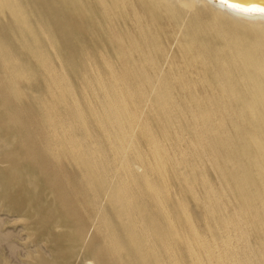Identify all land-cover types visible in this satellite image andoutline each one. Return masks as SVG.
<instances>
[{"label":"bare ground","instance_id":"obj_1","mask_svg":"<svg viewBox=\"0 0 264 264\" xmlns=\"http://www.w3.org/2000/svg\"><path fill=\"white\" fill-rule=\"evenodd\" d=\"M119 1H121V0H0V20H2L6 15L9 16V18H7V19H9L8 22L10 25L8 32L12 36V38L15 40V42L17 43V46H18V49H16L9 41L6 40V38H4V37H2V35H0V78L2 80H4V82H6L5 84H6L7 88L10 90V92H8V93L12 92L13 95H15V96H20L21 90H22L21 88L23 86L21 84L26 85L25 83L35 81V79H37V74L41 78L40 81H44V85L41 82L43 87L37 88L35 90H31V89H29V90L32 91V93H31L32 95L30 96V98H31L30 102L32 101L33 105L37 106V108L39 110V116H40L41 121L43 123L41 126L44 125V128L47 130V134L45 133L47 136L46 140L48 139L46 142L47 146L45 148L47 151L46 154H51L49 156L52 158L54 157V155L60 156L59 154L56 153L57 152L56 150H59L60 148H64L63 150L64 151L66 150L67 154L70 153V155L72 156V158H70V157L69 158L72 159L74 161V163L76 165H78L83 170V172L86 176L88 187L90 186V187H92V189H94L93 195L91 198L92 203L88 201V204L91 203V205H93L92 207H94V209L97 211V213H95V215L97 214L98 219L100 220L97 222V223H99L97 227L99 228V232H102V234H103V242H104L105 249L107 247H109L110 251H112L111 254L113 253L115 255V257H114L115 260H113L114 264H160V263L162 264L163 258L161 257L162 255L159 251L160 246L164 249V251H166L167 254H169V256H168L169 259L173 261L171 263L172 264H178L177 257H176L175 252H174L175 248L178 247L177 244H180L187 251V253L189 254V259L194 264H250V262L252 261V260H250L251 258L249 260H243V257H242V259H240V258H237L236 256H234L241 249L238 242L235 244L231 240V238L234 235V233H233L234 231L228 230V227H226L225 225L222 227H216V228L211 227L210 228V226H208V224H207L206 228L208 229L209 234L205 235L203 231L198 230L196 228V226H194V224H193V222H194L193 218L194 217H192L191 212H190V210L186 204L187 201L186 200L181 201L180 199H178L175 194L171 193L170 189H168L166 186L159 184V182H157L156 179H155V181L151 180L149 178V172L147 171L145 165H143V164L141 165L139 162L134 160V158L142 159V157L140 155V151L137 148L134 149V147L132 146L134 149V153H133L134 154L133 155L134 156V158H133L134 162L130 161L127 158V156H128L127 147H129L127 145H129L130 142L132 141L133 133H134L133 128H135L133 125L136 123V121L134 122L135 117L134 118L132 117L133 114H131L130 107H129L126 99H125V97H126L125 95L129 94L131 89L129 88V92L127 90L128 88L125 91V87H124V90H122L123 87L121 88V87H119L118 84L115 83L111 86V92L113 93V95L110 96L111 94L110 95L108 94L109 90L107 89L106 86L101 85L99 87L100 89L102 88V90H103L101 97H99V98H101L99 101L100 107H101V113H97V112H94L91 110V116H92V119L94 120L93 122H95L96 126L99 128L100 136L102 138L104 137V139L107 143V146H108V150L111 151V153H112V154H107V153H105L104 148L102 147V145L99 141L89 139V137H92L91 135L93 133H92V131L89 133L84 128V125H85L84 124V121H85L84 115H83L82 110L79 107V104H78V101L76 100V97H74V93H75V92L73 93L74 88L67 85V83L65 82V79L62 77V75H60L58 73L57 69L54 68V65H52L54 63H51V61L53 60V59H51V57H55L58 60L60 58L59 57V53L61 51L60 50V44L62 43L61 37H63L65 48L69 50V49H72V47H74V49H75L74 53L78 54V55H76V57L73 55L72 56L70 55V59L67 60V62H66L67 63L66 65L70 69V71H73V73H75L77 76H78V73L81 71L82 72L87 71L86 72V75H87L89 70L92 71V73H94L96 76H99V78L104 77V76H108L109 74L110 75L114 74V73L116 74V72H114L110 66H107V65H109V61L107 62V55H105L109 51V49H107L108 45L111 47L113 45V42L110 40V37L104 38V35H106V34H103V38H100L101 44L97 45L98 40L94 41L95 38L93 36V33H96V35H97L96 29L99 27H101L103 30H105V29L109 30L110 28H114L113 22H115L117 15L119 17H122V18L127 17L126 16L127 12L125 14L118 13L117 15H115V14L112 15V13H111L112 4L116 5V3H118ZM257 2H260V3H257ZM121 3H123V2H121ZM138 3L141 6L142 5L146 6V7H144L146 9L145 11H146V13L151 15L152 21H154L156 19H162L163 20L164 18L171 20L172 18H174V20L176 21V22L175 21L174 22L177 25L178 31H180V30L183 31V29L185 30V27H183L184 23L180 24V21H178L176 19V17H174V14H176L177 12H179L181 10H183V11L185 10L187 14L190 13L191 14L190 24H192V22L194 24H196V23L202 24L201 17L204 15V13L207 14V16H205V19H207L208 21H206L204 19L205 24L202 25V27H201L203 31H199L196 34H193L192 37L190 36L191 39L187 42V45H186V48H187L186 54H189L191 57L190 59H193V61H197L198 63L203 65V70H205V72L209 67H214V68H211L213 70V72L215 73L213 79L219 78V80H217V79L213 80V84L221 92H222V90L225 91L227 96L229 94V99H228L229 101H232L234 99L238 103H243V105H242L243 107H241V108H243L244 112L247 114V116L249 118L246 125L250 129V131H252L250 133V140H251L252 144L250 143L251 149L250 148L249 149L252 151V148H253L254 153H256L255 154L256 156L254 158H251V160H252L251 162H253L254 163L253 166H256V168H257V175H258L257 181L259 182V184L262 186V188L264 190V15L256 14V13L250 14V13H246V12L241 11V9H243V8L264 9V0H138ZM118 6H117V8H118ZM131 6H134V5H131ZM125 11H127V10H125ZM134 14H135V11H134ZM124 19L122 21L123 26H128ZM136 19H137V17L135 18V20ZM139 19H140V17H139ZM139 19H138V21L136 20L133 22V24L136 27H138L142 24L140 22L141 20L139 21ZM119 26H120V24H119ZM162 28H163V26H162ZM166 28L168 29V27H166ZM147 29H148V27H147ZM108 30H106V31H108ZM97 31H99V30H97ZM101 32H102V30H101ZM108 32L111 33L110 31H108ZM137 33H139V32H137ZM200 33H202V34L205 33V34H207V36L203 37L200 35ZM98 34H99V32H98ZM125 34H127V32ZM173 34H174V32H173ZM96 35H95V37H96ZM143 36H145V35H143ZM143 36H142V41L144 42L145 40H147V38H145ZM174 36L175 35H173V37ZM178 36H179V34H178ZM181 36H183V35L181 34ZM184 36H185V34H184ZM123 39H121V38L118 39L119 40L118 46L116 45L117 46L116 48L114 47V48H110V49H112L114 51L113 53H115L113 57H115L119 61L125 62L123 65V66H125V68L122 67L123 70L121 72L124 74V76L126 74V77L128 79L129 77L127 76V74H130V72H132L135 68H138L141 65H143V63H147L148 60L151 59V56L150 57L148 56V50H146V48L142 45L143 43H142L141 39L136 34H134L132 27L131 28L128 27V37H127V39L126 38H123ZM212 39H215L216 42H212L211 41ZM106 40H107L108 45L106 43ZM149 41H147V42H149ZM154 41H155V39H154ZM181 41H183V40H181ZM155 42H157V41H155ZM175 42L176 41H174V43ZM166 44H167V42H166ZM179 46H181V45H179ZM151 48H152V46H151ZM181 48H182V46H181ZM157 49H159V48H157ZM165 50L166 49H164V52H165ZM72 51H73V49H72ZM156 52H158V50H156ZM170 52H171V49H170ZM179 52H180V50H179ZM177 53H178V51H177ZM111 56H112V53H111ZM111 56H109V57H111ZM28 58H31L34 60L35 69H34V67H30L28 65V63H27ZM186 62L188 63L189 61H186ZM150 63L152 64V62H150ZM168 63H169V59L167 56H165L161 66L159 67L161 69H159L157 71L156 76H158V79L161 80L162 75L164 74L163 70H165L164 67H165V65H168ZM174 63H175V61H174ZM190 63H191V61H190ZM59 64H60V62H59ZM195 64H196V62H195ZM112 66H113V64H112ZM152 66L154 68H156L155 65H152ZM58 68H59V66H58ZM177 69H178V65H177ZM195 69H197V67ZM141 70H142V68H141ZM141 70L140 71L138 70V71L141 72ZM149 71H150V69H149ZM154 73H156V71H154ZM177 73H179V72H177ZM207 74H208V72H207ZM86 75L83 74L81 76L83 77V80H86V84H87L88 88L91 89L93 92H95L96 87L92 86L91 84L88 83ZM133 75H135V74H133ZM180 75H181V72H180ZM182 75H183V73H182ZM154 76H155V74H154ZM185 76H186V74H185ZM195 76H197V75H195ZM71 78L72 77L70 76V79ZM146 78L147 77H145V79ZM151 78H153V77L151 76ZM123 80L125 82V78ZM123 80H120V81L123 82ZM151 80H153V79H151ZM196 80H199V79H196ZM148 81H147V83H149ZM164 81H166V79ZM174 81H173V83H175ZM181 81H183V80H181ZM133 82H134V80H133ZM157 82H159V80ZM73 83H75V82L73 81ZM147 83L145 82L144 84H147ZM184 83H186V82L184 81ZM30 84L32 85V83H30ZM128 84H129V82H128ZM149 84H151V81ZM149 84H147V85H149ZM157 84H159V83H157ZM157 84H156V87H158ZM194 85L192 84L191 86H194ZM210 85H212V84H209V89H210ZM152 86H153V82H152ZM162 86H163V84H162ZM197 86L198 85H196V87ZM35 87H36V85H35ZM153 87L154 88H152V89L150 87V89L152 90L151 91L152 93H153V91H156L155 86H153ZM138 88H139V86H138ZM158 88H160V87H158ZM201 88H202V85H201ZM2 89H3V87H2ZM147 89H145V91ZM166 89H165V91L162 90V92L167 93ZM180 89H181V86H180ZM182 89H184V88H182ZM75 91H76V89H75ZM171 91H172V89H171ZM173 91H176V90H173ZM24 92H25V89H24ZM125 92H127V93H125ZM6 93H7V91L4 92L3 94L6 95ZM25 93H27V92H25ZM140 93H141V91H140ZM140 93H139V95H140ZM170 93H172V92H170ZM198 93H200V92H198ZM1 94L2 93H0V95ZM137 94H138V91H137ZM146 94H148V93H146ZM217 94H219V93H217ZM5 95H3V97H2L3 99L0 98V103L2 102V100L5 101L6 98H8L7 96L5 97ZM131 95L133 96V92ZM143 95H144V91H143ZM162 95H163V93H162ZM222 95H223V92H222ZM11 96L9 95L10 98H11ZM27 96L29 97V95H26V97ZM177 96L181 97L180 95H177ZM213 96H214V94H213ZM4 97H5V99H4ZM24 97H25V95L23 96V101L25 99ZM78 97H79V95H78ZM201 97H203V96H201ZM30 98H28V99H30ZM68 98H70L71 101H69ZM132 98H134V97H132ZM132 98H130V99H132ZM144 98H146V97H144ZM144 98H142V99H144ZM156 98H157V96H156ZM164 98L167 99L168 96L164 97ZM214 98H215V96H214ZM12 99L14 100V98H12ZM28 99H27V101H29ZM154 99H155V97H154ZM154 99L153 100L151 99V100L154 101ZM190 99H191V97H190ZM205 99H207V98H205ZM17 100H19V97ZM136 100H137V98H136ZM177 100H178V98H177ZM220 100H223V99H220ZM168 101H170V100H168ZM206 101H208V100H205V102ZM24 102H26V101H24ZM149 102L150 101H148V103ZM166 102H165V104H167ZM3 103H1V104H3ZM151 103H153V102H151ZM178 103H177V105H178ZM194 103H196V102H194ZM214 103H215V101H214ZM15 104H18V102L17 103L15 102ZM26 104H27V102H26ZM136 104H137V102H136ZM146 104H147V102H146ZM158 104H159L160 109H161L160 113L162 111L164 114L162 116H165V117L169 116L171 112H169V115H168V111H170V110L172 111V109L168 110V108L165 107L163 102H162V104H160V103H158ZM207 104L210 105L209 103H207ZM212 104L213 103H211V105ZM63 105H64V108H63ZM139 105H141V104L139 103ZM60 106L63 109H65V112H63L62 110L61 111L59 110ZM132 106H133V104H132ZM134 106H135V104H134ZM145 106H147V105H145ZM171 107H173V106H171ZM134 108L136 109V108H138V106L134 107ZM234 108H233V110H234ZM184 109H186V108H184ZM198 109H201V108H197V110ZM228 109H230V108H228ZM138 110H141V109H138ZM175 110H177V109H174V111ZM222 110H223V108H222ZM208 111H210V110H208ZM5 112L7 113V110H5ZM60 112L62 114H60ZM147 112H148V110H147ZM156 112H158V109L156 110ZM185 112L187 113V111H185ZM197 112H199V111H197ZM240 112H238V113H240ZM175 113H176V111H175ZM178 113H180V112H178ZM219 113H220V111H219ZM10 114H8V115H10ZM211 114H212V112H211ZM1 115H3V114L1 113ZM171 115H173V114H171ZM226 115L227 114H225V116ZM238 115L240 116V114H238ZM242 116H243V114H242ZM171 117L169 116L168 118L171 119ZM183 117H184V115H183ZM189 117H190V115H189ZM174 118H175V116H174ZM206 118L208 119V117H206ZM1 119L2 118H0V120ZM14 119H15V117H14ZM15 120H17V119H15ZM135 120H136V118H135ZM243 120L244 119H242V121ZM1 121H3V120H1ZM149 121H152L151 118ZM38 122H40V120ZM137 122L140 123V121H137ZM171 122L173 123V121H171ZM176 122H178V121H176ZM176 122H174V123H176ZM142 123H143V125H145V127H146V125H147V127L150 126L148 124H144V121H142ZM145 123H147V122H145ZM157 123H158V125L160 124L159 122H157ZM161 123H163L162 120H161ZM172 123L170 124V126L169 125L167 126L168 129L172 128ZM178 123L180 124L181 122H178ZM178 123H176V124H178ZM187 123H188V121H187ZM8 124H9V122H8ZM151 124H153V123H151ZM220 124H221V122H220ZM17 125H19V124H17ZM76 125H78V127ZM222 125H223V123H222ZM197 126H199V124ZM162 127H163V125H162ZM219 127H220V125H219ZM238 127H239V125H238ZM7 128L8 127H6L5 129H7ZM80 128L82 129V133L80 132L81 135H79L78 134L79 132L77 131V129H79V131H80ZM153 128H155V127L153 126ZM195 128H197V127H195ZM195 128H194V131H195ZM1 129H2V126H1ZM146 129L148 130V128H146ZM164 129H165V126H164ZM176 129H178V128H176ZM220 129L222 130V128H220ZM46 130H45V132H46ZM135 130H136V128H135ZM165 130H167V129H165ZM172 130L173 129H171V132H172ZM227 130H226V132H227ZM15 131H16V129H15ZM16 132H15V134H16ZM182 132H184L183 129H182ZM189 132H190V130H189ZM255 132H257V133H255ZM175 133H179V131L175 132ZM227 133L230 134V131ZM180 135H181V133H180ZM245 135L247 136V134H245ZM28 136H26V137H28ZM148 136H149V134H148ZM153 136L154 135L149 136L147 138L148 142H149L148 143V147H149L148 152L151 153L152 158H154L155 162L158 165H161V164L164 165L166 162L164 159V152H162L163 149L161 148V145L155 140V138ZM194 136H195V134H194ZM224 136H225V134H224ZM243 137H245V136L243 135L241 138L243 139ZM22 138L20 137V140ZM177 138L178 137L176 136V139ZM202 138H204V137H202ZM208 138H207V140H208ZM237 138H238V136L236 137V140H237ZM231 139L233 140V137ZM181 140H179L181 142L180 145L183 146L182 144H184V143H182ZM218 140H219V137H218ZM244 140H245V138H244ZM179 141H178V144L176 147L180 146ZM12 142H14V138H12L8 141L0 139V144H2L1 146L4 149L10 148V145ZM23 142H25V141H23ZM185 142H186V139H185ZM202 142H204V141H202ZM207 142H209V141H207ZM216 142H217V140H216ZM226 143H225V147H226ZM218 144L215 147L218 148V146H219ZM19 145H20V143H19ZM19 145H18V147L20 148ZM168 145H169V143H168ZM186 145H187V143H186ZM222 145H223V143H222ZM233 146H235V145H233ZM23 147H25V146H23ZM23 147H22V149H23ZM241 147L242 146H240V148ZM190 148H189V150H190ZM11 149H14V148H11ZM196 149H198V148H196ZM14 150H16V149H14ZM17 150H18V148H17ZM17 150H16V152H17ZM201 150L202 149L200 148V151ZM243 150H245V148ZM6 151H8V150H6ZM20 151L23 152L22 156L24 157V151L23 150H20ZM190 151L188 153H190ZM197 151H196V153H198ZM212 151H214V149ZM228 151H229V149H228ZM2 152H4V151L2 150L1 153ZM34 152H36V154H37V151H34ZM1 153H0V155H1ZM19 153L20 152H18L17 156L20 155ZM28 153H30V149H29ZM52 153H53V156H52ZM192 153H191V155H193ZM182 154H181V158H183ZM34 155H35V153H34ZM209 155L211 156V154H209ZM1 156H3V154ZM187 156H188V154H187ZM248 156L253 157V155H248ZM33 157H35V156H33ZM38 157H40V156H37L36 158H38ZM60 157L65 158L64 153H63V156L61 155ZM185 157H186V154H185ZM231 157H232V155H231ZM0 158H2V157H0ZM25 158H26V156H25ZM189 158H190V156H189ZM31 159H32V157H31ZM2 160L4 162V159H2ZM33 160H34V158L32 159V161ZM40 160H42V158ZM52 160H55V159H52ZM216 160H218V159H216ZM221 160H223V159H221ZM21 161H22V159H21ZM34 161H37V159ZM43 161H44V159L39 162V165ZM210 161H212L210 163L213 166V160H210ZM1 162L2 161H0V164H1ZM10 163H11V161H10ZM34 163H32V165ZM227 163H229V162H227ZM223 164L225 165V163H223ZM240 164H241V162H240ZM240 164H239V167H240ZM26 165L22 164L21 167L25 168ZM217 165H218V163H217ZM1 166H3V165H1ZM4 166H6L5 162H4ZM187 167H189V166H187ZM243 167H244V164H243ZM24 168H23V171H24ZM45 168L47 169V167H45ZM70 168H72V167H70ZM193 168H194V166H193ZM14 169L17 171L19 170L16 168H14ZM14 169H13V172L10 171L11 170L10 169L9 173L14 174L15 173ZM49 169H51V168H49ZM64 169H66V168H64ZM158 169H159V171L160 170L162 171L161 166H159ZM174 169H176L175 166H174ZM20 170H22V169H20ZM43 170L44 169H42V171ZM215 170H217V169H215ZM237 170H240V169L237 168ZM242 170L244 171V168ZM65 171H67V170H64V172ZM222 171H224V170H222ZM18 172H20V171H18ZM51 172H54V171L51 170ZM51 172H50V174H51ZM64 172H63V174H64ZM73 172H75V171H73ZM212 172H213V170H212ZM21 174H22V172H21ZM42 174L44 177V173H42ZM42 174H40V177ZM166 174H167V172H166ZM185 174L186 173L181 174V171H179L177 169L175 171V175L177 176V178H180V176H185L184 180L186 178L190 183H193L194 179H193L192 174L189 173V175H187V176ZM237 174H238V172H237ZM76 175H78V174H76ZM128 175H133V177H129ZM14 176H16V178H17L16 174ZM135 176H137L138 179ZM217 176L218 175L216 174V177ZM45 177H46V175H45ZM222 177H224V175ZM19 179L20 178H18V180ZM56 179H58V178L56 177ZM77 179L79 181L80 178L77 177ZM241 179H239V180H241ZM42 180L45 182V179H42ZM46 180H48V179H46ZM51 180H53V179H51ZM235 180H236V177H235ZM49 181H50V179H49ZM230 181H232V179ZM53 182H54V180H53ZM223 182H224V180H223ZM47 183H48V181H47ZM58 183L60 185V182H58ZM75 183L77 186L78 185L77 182H75ZM49 184H52V182ZM133 184H136V187H134ZM246 184H247L246 186H248V183H246ZM78 186L82 187L81 185H78ZM50 187H54V186L53 185L48 186L49 189H50ZM19 188L22 189L23 187H19ZM78 188H76V189H78ZM60 189L61 188H59L58 190H60ZM141 189H144L143 192H141ZM52 190H55V189L53 188ZM73 190H74V188H73ZM222 190H224V188ZM74 191H77V190H74ZM54 193H53V196H55ZM57 193H56V195L58 196ZM78 193H80V192H78ZM101 193H102V196L104 195L103 198H101L102 196L100 197ZM176 194L178 196V193H176ZM207 194H208V192H207ZM57 196L54 197L55 201H56ZM78 196H80V195H78ZM89 196H87V197H89ZM232 196H234V195H232ZM66 197H71V196H69V194H68V196L66 195ZM66 197H64V198H66ZM148 198L151 201L150 204H149ZM234 198H235V196L233 197V199ZM146 199H147V202H146ZM223 199H225V198H223ZM58 200H60V198ZM84 200H86V199H84ZM87 200H89V199H87ZM194 200H196L195 197H194ZM260 200L264 203V196H262V199H260ZM104 201L107 202L106 205L108 204V207L110 208V211L112 213V216L109 215V216H111L110 218L107 217L108 216L107 211H104L105 207L104 208L102 207V206H104L103 205ZM70 202H72V201H69V203ZM196 202H198V201L196 200ZM262 202L260 204H262ZM56 203L58 205L59 201ZM83 203L85 204L84 201H83ZM190 204H192V203H190ZM228 204H230V203H228ZM2 205H4V204H2ZM84 206H86V205H84ZM90 206H89V208H90ZM52 208H53V206H52ZM199 208L201 209V213H202V210L203 211L206 210L207 215L213 214L212 213L213 211L208 209L206 204H204V203L199 205ZM54 209L56 210V208H54ZM94 209H93V212H94ZM257 209H259V207H257ZM2 210H4V209H2ZM250 211H252V209H250ZM194 212L196 213V211H194ZM88 213H89V211H88ZM245 213H247V211ZM91 214H93V213H91ZM241 215H242V213H241ZM258 215H260V214H258ZM197 216H196V218H198ZM198 219L201 220L200 218H198ZM257 219H259V218H257ZM96 220H97V218H96ZM225 220H223V221H225ZM253 220H255V219H253ZM205 222H208V221H205ZM71 223H72V221H71ZM188 224H189L190 237H187L185 235L184 230L181 227V225H183V227H184ZM205 225H206V223H205ZM248 225H249V223H248ZM258 225L260 226L259 223H258ZM53 226H55V225H53ZM249 226H251V225H249ZM244 227H245V225H244ZM252 227H254V226H252ZM250 229H251V227H250ZM53 230H55V228ZM60 230H61V228H60ZM96 231H98V230L96 229ZM246 232H247V230H246ZM251 232H252V230H251ZM261 232H263V231H261ZM77 236H79V235H77ZM98 238H99V236H98ZM0 241H2V240H0ZM79 241L81 242V240H79ZM235 241H237V240H235ZM4 242H5V240L3 241V243ZM106 250H108V249H106ZM244 251H245V249H244ZM107 254H110V253L107 252ZM102 255H103V253H102ZM201 255H205L204 257L206 258L205 259V261H207L206 263L201 260ZM248 255H249V253H248ZM75 257H76V255H75ZM246 257H248V256H246ZM93 259L96 260L95 255H94ZM102 259L104 260V257H102ZM91 260L92 259H88L86 261V263L85 262L84 263L85 264H88V263L93 264L95 260L93 262H91ZM106 260H109V259H106ZM111 260H112V258H110V261ZM263 260H264V258H263ZM113 261H111V262H113ZM254 261H255V263L259 262L257 260H254ZM81 263H83V262H81ZM106 263H108V262L106 261Z\"/></svg>","mask_w":264,"mask_h":264},{"label":"rangeland","instance_id":"obj_2","mask_svg":"<svg viewBox=\"0 0 264 264\" xmlns=\"http://www.w3.org/2000/svg\"><path fill=\"white\" fill-rule=\"evenodd\" d=\"M121 2H123V3H121ZM114 5L115 4H112V11H111L112 15H114V14L117 15L118 13L125 14L127 12L126 13L127 17H124L125 18L124 19V18L119 17L117 15L115 22H113L114 28H110L109 30L108 29L103 30L101 27H99L96 29L97 35H96V33H93V36L95 38L94 41L98 40L97 45L101 44L100 38H103V34H106V35H104V38L110 37V40L113 42L114 46L112 45L110 47L107 43V40H106V43L108 45V47L107 46L106 47H107V49H109V51H108L109 53L107 52L108 54L106 53L105 55H107V62L109 61V65H107V66H110L112 68V70L114 72H116V74L115 73L111 74V75L109 74L108 76H104V77L99 78V76H96L94 73H92V71L89 70L87 75H86L87 71H84V72L81 71L78 73V76H77L75 73H73V71H70V69L66 65L67 64L66 62H67V60L70 59V55L71 56L73 55L76 57V55H78V54L74 53L75 52L74 47H72L73 51H72V49L68 50L65 48L63 37H61L62 43L60 44V50L61 51L59 53L60 58L58 57L59 60L56 59L55 57H51V59H53L52 60L53 62L51 61V63H54V64H52V65H54V68L57 69V71L60 75H62V77L65 79V82L67 83V85L74 88L73 93L74 92L76 93V94L74 93V97H76V100L78 101L79 107L82 110L83 115H84V120H85L84 121V124H85L84 128L89 133L91 131L93 133V134L91 133L92 137H89V139L99 141L101 143L102 147L104 148L105 153L112 154L111 151L108 150V146H107V143H106L104 137L102 138L100 136L99 128L96 126V123L93 122L94 120L92 119V116H91V110L94 112H97V113H101V107H100V102H99L101 99L99 97H101V94L103 91L102 88L101 89L99 88L101 85L102 86L104 85L107 87V89L109 90L108 94L109 95L111 94L110 96L113 95V93L111 92V86L115 83L118 84L119 87H121V88L123 87L122 90H124V87H125V91L128 88L127 90L129 92V88H130L131 89L129 92L130 95L127 94V95H125L126 97L125 96L124 97H125L128 105H129V107H130L131 114H133L132 117L136 118V120L134 118V122L136 121V123L133 125L136 128V130H135V128H133L134 133H133L132 141L130 142L129 145H127V146H129V147H127V154H128L127 158L130 161L134 162V160H135V161L139 162L141 165L142 164L145 165L147 171L149 172V178L151 180L155 181V179H156V181L159 182V184L166 186L168 189H170L171 193L175 194L178 199H180L181 201H185V200L187 201L186 204H187V206L191 212L192 217H194L193 218V221H194L193 224H194V226H196V228L198 230L203 231L205 235H208L209 234L208 229L206 228L207 224H208V226H210V228L211 227L212 228L222 227L225 225L226 227H228V230L234 231L233 232L234 235L231 238L232 242H234L235 244L238 242V244L241 247L239 252L236 253L234 256H236L237 258H240V259H242V257H243V260H249L251 258L250 260H252V261L250 262V264H264V262H263L264 261L263 260V258H264L263 257L264 256V254H263L264 253V237H263L264 236V225H263L264 224V203L260 200V199H262V196H264V190H263L262 186L259 184V182L257 181V178H258L257 168H256V166H253L254 163L251 162L252 161L251 158H254L256 156L255 155L256 153H254L253 148H252V151L250 150L251 149L250 133L252 131H250V129L246 125L249 118H248L247 114L244 112L243 108H241V107H243L242 106L243 103H238L234 99H233L234 101L233 100L229 101L228 100L229 94L227 96L225 91L222 90V92H223V95H222V92L220 90H218V88L213 84V80H216V79L219 80V78L213 79L215 73L213 72V70L211 68H214V67H209L210 69L208 68L205 72V70H203V65H201L197 61H193V59H190L191 58L190 55L186 54L187 42L191 39L193 34H196L199 31H203L201 27H202V25L205 24V20L208 21L207 19H205V16H207V14L204 13V15L201 17L202 24L201 23L194 24L192 22V24H193L192 25V24H190V22H191V20H190L191 14L190 13L187 14L185 10L184 11L181 10V11L177 12L176 14H174V17H176V19L178 21H180V24L184 23L183 27H185V30L183 29V31L182 30L178 31L177 25L175 23L176 21L174 20V18H172L171 20L164 18L163 20L162 19H156V20L152 21L151 15L146 13V11H145L146 9L144 7H146V6L142 5L143 6L142 7L138 3V0H132V1L131 0H123V1L121 0L118 3H116L115 6ZM131 5H134V6H131ZM117 6H118V8H117ZM124 9L127 11H125ZM134 11H135V14H134ZM134 17L135 18L137 17V19H136L137 21L140 17L139 21L141 20L140 22L142 23L140 26L136 27L133 24V22L136 21ZM7 18H9L8 15H6L2 20H0V35H2V37L6 38L7 41H9L16 49H18L17 43L15 42V40L12 38V36L8 32L10 25L8 22L9 19H7ZM123 19L126 21L128 26H123V24H122ZM119 24L121 27L119 26ZM162 26H163V28H162ZM128 27L129 28L132 27L134 34H136L141 39V41H142V36L145 35L143 37L147 38V40H145L144 42L142 41V43H143L142 45L146 48V50H148V56L149 57L151 56V59L148 60V62L146 61L147 63H143V65H141L140 67L135 68L132 71L133 73L130 72V74H127V76L129 77L127 79L126 74L124 76V74L121 72L123 70L122 67L125 68V66H123L125 62L119 61L115 57H113L115 53H113L114 51L110 48H114V47L116 48L118 46V43H119L118 39H120V38L121 39H123V38L127 39ZM147 27H148V29H147ZM166 27H168V29ZM100 29L102 30V32ZM97 30H99V31H97ZM106 30L110 31L111 33H109ZM125 31L127 32V34H125L126 33ZM98 32H99V34H98ZM137 32H139V33H137ZM173 32H174V34H173ZM178 34H179V36H178ZM181 34L183 36H181ZM184 34H185V36H184ZM95 35H96V37H95ZM173 35H175V36L173 37ZM200 35L203 37L207 36V34H205V33H203V34L200 33ZM154 39L157 42H155ZM181 40H183L184 42ZM147 41H149V42H147ZM174 41H176L177 43L176 42L174 43ZM211 41L216 42L215 39H212ZM166 42H167V44H166ZM179 45H181L182 48ZM151 46H152V48H151ZM157 48H159V49H157ZM164 49H166L165 52H164ZM170 49H171V52H170ZM156 50H158V52H156ZM179 50H180V52H179ZM177 51H178V53H177ZM111 53H112V56H111ZM108 55L111 56L112 58L109 57ZM165 56L168 57L169 63H168V65H165V67H164L165 70H163L164 74L162 75V78H161V80L164 82L163 83L160 79H158V76H156V75H157V71L159 69H161L159 67L161 66ZM57 60L60 62V64ZM174 61H175V63H174ZM186 61H189V62L187 63ZM190 61H191V63H190ZM150 62H152V64ZM195 62H196V64H195ZM27 63L30 67H34V69H35V66H34L35 63H34L33 59L28 58ZM111 63L113 64V66ZM57 65L59 66V68ZM152 65H155L156 68H154ZM177 65H178V69H177ZM196 67H197V69H195ZM141 68H142V70H141ZM149 69H150V71H149ZM138 70L139 71L141 70V72H139ZM154 71H156V73H154ZM177 72H179V73H177ZM180 72H181V75H180ZM207 72H208V74H207ZM182 73H183V75H182ZM83 74L86 75L88 83L91 84L92 86L96 87L95 92H93L91 89L88 88V86L86 84V80H83V77L81 76ZM133 74H135V75H133ZM154 74H155V76H154ZM185 74H186V76H185ZM195 75H197L198 77ZM70 76L72 77L71 79H70ZM144 76L147 77L146 78L147 80L145 79ZM151 76L153 78H151ZM123 77L125 78V82L123 80L124 79ZM114 78L116 80L117 79L123 80V82L120 80H119L120 82L118 80L116 81ZM150 78L153 80H151ZM195 78L199 79V80H196ZM132 79L134 80V82ZM165 79H166V81H164ZM40 80H41V78L37 74V79H35V81L25 83L26 85L21 84V85H23L21 88L22 89L21 94H20V96H15V95H13L12 92L8 93V92H10V90L7 88V86L5 84L6 82H4V80H2L0 78V93H2L0 95V98L3 99L2 97H3V95H5L3 93L6 91H7V93H6L5 97L6 96L8 97V98H6L5 101L2 100L1 103L4 102L3 104L0 103V105H1L0 106V111H1L0 112V118H2L1 120H3V121L0 120V124H1L0 125V139L8 141V140L14 138V142L11 143V145L13 147L10 145V148L4 149L1 146L2 144H0V147H1L0 153L2 150L4 151L1 153V155L3 154V156L0 155V157H2V158H0V161H2L0 166L3 165L0 167V174H1L0 175V191H1L0 192V201H1L0 202V240H2V241H0V264H85L88 259H92L91 262H93L95 260V259H93L94 255H95L97 261L95 260L93 264H114L113 260H115L114 259L115 255L113 253L111 254L112 251H110L109 247L106 248L108 250L105 249L104 242H103V234H102V232H99V228L97 227L99 224L97 222L100 220L98 219L97 214L95 215V213H97V211L94 209V207H92L93 205H91V203H92L91 198H92L94 189H92V187H90V186L88 187L86 176H85L83 170L78 165H76L72 159H70V158H72V156L70 155V153L67 154L66 150L65 151L63 150L64 148H60L59 150H56L57 151L56 153L59 154L60 156L61 155L63 156V153H64L65 158L64 157L62 158L58 155L57 156L54 155V157L52 158L49 156L51 154H46L47 151L45 148L47 146L46 142L48 140V139L46 140L47 130L44 128V125L41 126L43 123H42L41 118L39 116V110H38L37 106L33 105L32 101L30 102V100H31L30 96L32 95L31 94L32 91L29 90V89L35 90L37 88L43 87L44 81H40ZM154 80L156 82L159 80V82H157V83H159L161 86L159 84H157ZM179 80L180 81L183 80V81L180 82ZM73 81L75 83H73ZM147 81L149 83L151 81V84L147 83ZM173 81L175 83H173ZM184 81L186 83H184ZM41 82L43 83V85ZM128 82L131 86L128 84ZM145 82L149 85L144 84ZM152 82H153V86H155V89H156V91H153V93L151 92L152 91L151 89L154 88L152 86ZM30 83H32V85ZM191 83L193 85L194 84L195 85L191 86L192 85ZM208 83L212 84V85H210V89H209ZM156 84L160 88L156 87ZM162 84L164 87L162 86ZM35 85H36V87H35ZM196 85H198V86L196 87ZM201 85H202V88H201ZM138 86H139V88H138ZM180 86H181V89H180ZM2 87H3V89H2ZM150 87H151V89H150ZM23 88L25 89V92H27V93L24 92ZM182 88H184V89H182ZM75 89H76V91H75ZM145 89H147V90L145 91ZM165 89H166L167 93L162 92V90L165 91ZM171 89H172V91H171ZM173 90H176V91H173ZM137 91H138V94H137ZM140 91H141V93H140ZM143 91H144L145 96L143 95ZM132 92H133V96L131 95ZM161 92L163 93V95ZM170 92H172V93H170ZM198 92H200V93H198ZM125 93H127V92H125ZM139 93L141 96L139 95ZM146 93H148L149 95ZM217 93H219V94H217ZM8 94L10 96L12 95L11 98L9 97ZM213 94H214L215 98H214ZM22 95L23 96L25 95L24 98L26 100L24 99V101H26L27 104H26V102L23 101ZM26 95H29V97L28 96L26 97ZM78 95H79V97H78ZM166 95L168 96L167 99L164 98V97H167ZM177 95H180L181 97H179ZM156 96H157V98H156ZM201 96H203V97H201ZM5 97H4V99H5ZM18 97H19L20 101L17 100ZM132 97H134V98H132ZM144 97H146V98H144ZM154 97H155V99H154ZM190 97H191V99H190ZM12 98H14V100ZM28 98H30V99H28ZM130 98H132V99H130ZM136 98H137V100H136ZM142 98H144V99H142ZM177 98H178V100H177ZM205 98H207V99H205ZM27 99L29 101H27ZM151 99L152 100L154 99V101H152ZM220 99H223V100H220ZM68 100L71 101L70 98H68ZM168 100H170V101H168ZM205 100H208V101L205 102ZM145 101L147 102V104ZM148 101H150V102L148 103ZM161 101L164 103L165 107L168 108V110L172 109V111L171 110L168 111V115H169V112H171L169 116L170 117L172 116L173 118L171 117V119H170V118H168L169 116H167V117L162 116L164 114L162 111L160 113L161 109H160V106L158 104V103L162 104ZM164 101L165 102L167 101L166 102L167 104H165ZM193 101L196 102L197 104L194 103ZM214 101L216 104L214 103ZM15 102L16 103L18 102V104H15ZM136 102L138 105L136 104ZM151 102H153V103H151ZM131 103L133 104V106L135 104L134 107L138 106V108L135 109ZM139 103L141 105H139ZM177 103H178V105H177ZM207 103H209L210 105H208ZM211 103H213V104L211 105ZM145 105H147V106H145ZM171 106H173L174 108ZM61 108L62 107L60 106L59 110L60 111L62 110L63 112H65V109H63L64 105H63V108L62 109ZM184 108H186V109H184ZM197 108H201V109L197 110ZM222 108H223V110H222ZM228 108H230L231 110ZM233 108H234V110H233ZM138 109H141V110H138ZM157 109H158V112H156ZM174 109H177V110H175L176 113H175ZM5 110H7V113L5 112ZM147 110H148V112H147ZM208 110H210V111H208ZM185 111H187V113ZM197 111H199V112H197ZM219 111L221 114L219 113ZM4 112L7 115L10 113L12 115L10 114L11 116L10 115L7 116ZM178 112H180L181 114ZM211 112H212V114H211ZM238 112H240V113H238ZM1 113L3 115H1ZM60 114H62V113L60 112ZM171 114H173V115H171ZM182 114L184 115V117ZM225 114H227V115L225 116ZM238 114H240V116ZM242 114H243V116H242ZM189 115H190V117H189ZM174 116H175V118H174ZM14 117L17 120H15ZM206 117H208V119ZM150 118L152 121H149ZM38 119L40 120V122H38L39 121ZM242 119H244V120L242 121ZM161 120L163 123H161ZM137 121H140V123H138ZM142 121H144V124L150 125L149 126L150 128L147 127V125L145 127V125H143ZM171 121H173V123ZM176 121L181 122V123L179 124ZM187 121L189 124L187 123ZM219 121L221 122V124ZM8 122H9V124H8ZM145 122H147V123H145ZM157 122L160 123L159 124L160 126L158 125ZM174 122H176L178 124H176ZM16 123L19 125H17ZM151 123H153V124H151ZM171 123H172L171 129H173L172 132H171L170 128L169 129L167 128V126L168 125L170 126ZM222 123H223V125H222ZM198 124H199V126H197ZM162 125H163V127H162ZM219 125H220V127H219ZM238 125H239V127H238ZM1 126H2V129H1ZM76 126L78 127V125H76ZM153 126L155 128H153ZM164 126H165V129H167V130L164 129ZM194 126L197 128H195ZM6 127H8V128L5 129ZM146 128H148V130ZM176 128H178L179 130ZM194 128H195V131H194ZM220 128H222V130ZM15 129H16V131L18 130L17 132L19 134L15 131ZM182 129L184 132H182ZM45 130H46V132H45ZM189 130H190V132H189ZM226 130H227V132L230 131V134L227 133ZM77 131L79 132V133L78 132L77 133L79 135H81L82 129L80 128V131H79V129H77ZM178 131H179V133H175ZM15 132H16V134H15ZM21 133L22 134L24 133V134L22 135ZM180 133H181V135H180ZM255 133H257V132H255ZM148 134H149V136L154 135L153 137L155 138V140L161 145V148L163 149L162 152H164V159L166 162L164 164L165 166L163 164L158 165L155 162L154 158H152L151 153L148 152L149 151V147H148L149 142L147 139L149 137ZM194 134H195V136H194ZM224 134H225V136H224ZM245 134H247V136ZM243 135L245 137H243V139H242L241 137ZM26 136H28V137H26ZM176 136L179 138V139L177 138L178 140L176 139ZM237 136H238V138L236 140ZM20 137L21 138L23 137V138L20 140ZM202 137H204V138H202ZM218 137H219V140H218ZM232 137H233V140L231 139ZM182 138L183 139L185 138L186 142H185V139L183 140ZM207 138H208V140H207ZM244 138H245V140H244ZM179 140H181L182 143H184V144H182L183 146L180 145L181 142ZM201 140L204 141L205 143L202 142ZM216 140H217V142H216ZM23 141H25V142H23ZM178 141H179L180 146L178 145L179 147H176L178 144ZM207 141H209V142H207ZM19 143H20V145H19ZM168 143H169V145H168ZM186 143H187V145H186ZM222 143H223V145H222ZM225 143H226V147H225ZM217 144L219 145L218 148L215 147V146H217ZM18 145L20 146V148L18 147ZM233 145H235V146H233ZM23 146H25V147H23ZM132 146L134 147V149L137 148L140 151V155H141L142 159L134 158V156H133L134 155L133 154L134 149ZM240 146H242V147L240 148ZM22 147H23V149H22ZM11 148H14L16 150L18 148V150L16 152V150L11 149ZM189 148L191 151L189 150ZM196 148H198V149H196ZM200 148L203 151L202 150L200 151ZM244 148H245V150H243ZM29 149H30V153H28ZM213 149H214V151H212ZM228 149H229V151H228ZM6 150H8V151H6ZM20 150L24 151V157L22 156L23 152ZM33 150L37 151V154ZM189 151H190V153H188ZM196 151L198 153H196ZM18 152H20L19 153L20 155L17 156ZM34 153H35V155H34ZM191 153L193 155H191ZM181 154H182L183 158H181ZM185 154H186V157H185ZM187 154H188V156H187ZM209 154H211V156ZM231 155H232V157H231ZM248 155H253V157L248 156ZM25 156H26V158H25ZM33 156H35V157H33ZM37 156H40V157H38L39 159L36 158ZM52 156H53V153H52ZM189 156L191 159L189 158ZM31 157H32V159L34 158V160L37 159V161L33 160L35 162L34 163L31 159ZM41 158H42V160L44 159V161L41 162V164L43 163L42 165L41 164L39 165V162L42 161V160H40ZM133 158H134V160H133ZM2 159H4L6 166H4V162ZM21 159H22V161H21ZM52 159H55V160H52ZM216 159H218V160H216ZM221 159H223V160H221ZM9 160L11 161V163ZM210 160H213V166L210 163V162H212ZM227 162H229V163H227ZM240 162L242 165L240 164ZM32 163H34V164L32 165ZM217 163H218V165H217ZM223 163H225V165ZM22 164H24V165L27 164V165L24 168V167H21ZM239 164H240V167H239ZM243 164H244V167H243ZM201 165L203 167L204 166L205 167L203 168ZM159 166L162 167V171L161 170L159 171V169H158ZM174 166L176 167L177 170L181 171V174L186 173L185 175L187 176V175H189V173H191L193 176L194 182L190 183L186 178L184 180L185 176H180V178H177V176L175 175L176 169H174ZM187 166H189V167H187ZM193 166H194V168H193ZM45 167H47V169ZM70 167H72V168H70ZM242 167L244 168V171L242 170L243 169ZM14 168L19 169L18 171H20V172H18ZM23 168H24V171H23ZM49 168H51V169H49ZM64 168H66V169H64ZM237 168L240 169L241 171L237 170ZM13 169L15 170L14 171L15 173L14 174L9 173L10 171L13 172ZM20 169H22V170H20ZM42 169H44L43 170L44 172L42 171ZM215 169H217V170H215ZM51 170L54 172H51ZM64 170H67V171L64 172ZM212 170H213V172H212ZM222 170H224V171H222ZM73 171H75V172H73ZM21 172L23 175L21 174ZM50 172H51V174H50ZM63 172L65 175L63 174ZM166 172H167V174H166ZM237 172H238V174H237ZM42 173H44V177H43ZM15 174L17 175V178H16V176H14ZM40 174H42L41 177H40ZM76 174H78V175H76ZM216 174L218 175L217 177H216ZM45 175H46V177H45ZM223 175H224V177H222ZM128 176L133 177V175H128ZM56 177L58 179H56ZM77 177L80 178L79 181H78ZM135 177L138 179L137 176H135ZM235 177H236V180H235ZM18 178H20V179L18 180ZM42 179H45L46 183ZM46 179H48V180H46ZM49 179H50V181H49ZM51 179H53L54 182ZM231 179H232V181H230ZM239 179H241V180H239ZM223 180H224V182H223ZM47 181H48V183H47ZM51 182H52V184H49ZM58 182H60V185ZM75 182H77V184L81 185L82 187H79L77 185L79 187L78 188L76 186ZM246 183H248V186L249 185L250 186L249 187L246 186L247 185ZM52 185L54 187H50V189H49L48 186H52ZM133 186L136 187V184H133ZM19 187H23L24 189L23 188L20 189ZM53 188L55 190H52ZM59 188H61V189L58 190ZM73 188H74V190H77V191L79 190L78 192H80V193H78L77 191H74ZM76 188H78V189H76ZM223 188H224V190H222ZM143 190L144 189H141V192H143ZM207 192H208V194H207ZM53 193L55 196H57L56 193L58 194V196L56 197V201L54 198L55 196H53ZM176 193H178V196ZM68 194L71 197H66V195L68 196ZM77 194L80 196H78ZM232 195L235 196L234 199H233L234 196H232ZM87 196H89V197H87ZM101 196H102V193H101L100 197ZM64 197H66V198H64ZM103 197H104V195L101 198H103ZM194 197L196 198V200L198 202H196V200H194ZM59 198H60V200H58ZM83 198L86 200H84ZM223 198H225V199H223ZM87 199H89V200H87ZM58 201H59V204H58L59 206L56 203ZM69 201H72V202L69 203ZM83 201L85 202V204L83 203ZM88 201L91 203L88 204ZM148 201L150 204L151 201L149 198H148ZM146 202H147V199H146ZM261 202H262V204H260ZM106 203L107 202L104 201L103 202L104 206H102V207L103 208L105 207L104 211H107V215H108L107 217L110 218L112 216V213L110 211V208L108 207V204L106 205ZM190 203H192V204H190ZM202 203L206 204L207 208L210 209L211 211H213L212 215H207L206 210H204V211L202 210V213H201V209L199 208V205H201ZM228 203H230V204H228ZM2 204H4V205H2ZM84 205H86V206H84ZM52 206H53V208H52ZM89 206H90V208H89ZM257 207H259V209H257ZM54 208H56V210ZM2 209H4V210H2ZM93 209H94V212H93ZM250 209H252V211H250ZM88 211H89V213H88ZM194 211H196V213ZM246 211H247V213H245ZM91 213H93V214H91ZM241 213H242V215H241ZM258 214H260V215H258ZM109 215H111V216H109ZM196 216L198 218H200L201 220L196 218ZM96 218H97V220H96ZM257 218H259V219H257ZM253 219H255V220H253ZM223 220H225V221H223ZM71 221H72V223H71ZM205 221H208V222H205ZM205 223H206V225H205ZM248 223L251 226H249ZM258 223L260 224L261 227L258 225ZM53 225H55V226H53ZM244 225H245V227H244ZM252 226H254V227H252ZM181 227L183 228L185 235L187 237H190L189 224L184 226V227H183V225H181ZM250 227H251V229H250ZM54 228H55V230H53ZM60 228H61V230H60ZM96 229L98 231H96ZM246 230H247V232H246ZM251 230H252V232H251ZM261 231H263V232H261ZM77 235H79V236H77ZM98 236H99V238H98ZM4 240L6 243L5 242L3 243ZM79 240H81V242ZM235 240H237V241H235ZM177 246H176L177 248H175L174 252H175V255L177 257L178 264H194L189 259V254L187 253V251L180 244H177ZM243 248L245 249V251ZM159 249H160L159 251L162 255L161 257L163 258L162 264H172L171 262H173V261L169 259V257H168L169 254H167L166 251H164V249L161 246L159 247ZM98 251L99 252L101 251L100 252L101 254ZM106 251L110 254H107ZM102 253H103V255H102ZM248 253L250 256L248 255ZM75 255H76V257H75ZM101 256L104 257V260L102 259ZM204 256L205 255H201V260L206 263L207 261H205L206 258ZM246 256H248V257H246ZM110 258H112L111 261H113V262L110 261ZM106 259H109V260H106ZM254 260H257L259 262L255 263ZM106 261L108 263H106ZM81 262H83V263H81ZM88 264H92V263H88Z\"/></svg>","mask_w":264,"mask_h":264},{"label":"clouds","instance_id":"obj_3","mask_svg":"<svg viewBox=\"0 0 264 264\" xmlns=\"http://www.w3.org/2000/svg\"><path fill=\"white\" fill-rule=\"evenodd\" d=\"M260 3V2H257ZM242 12H246V13H256V14H261L264 15V12L260 11V8H243L241 9Z\"/></svg>","mask_w":264,"mask_h":264},{"label":"snow or ice","instance_id":"obj_4","mask_svg":"<svg viewBox=\"0 0 264 264\" xmlns=\"http://www.w3.org/2000/svg\"><path fill=\"white\" fill-rule=\"evenodd\" d=\"M261 12H264V9H260Z\"/></svg>","mask_w":264,"mask_h":264}]
</instances>
